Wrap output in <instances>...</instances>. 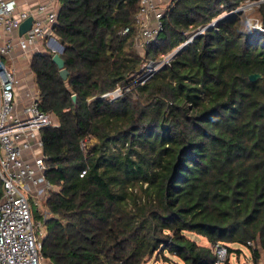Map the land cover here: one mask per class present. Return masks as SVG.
<instances>
[{"label":"trees","instance_id":"obj_1","mask_svg":"<svg viewBox=\"0 0 264 264\" xmlns=\"http://www.w3.org/2000/svg\"><path fill=\"white\" fill-rule=\"evenodd\" d=\"M140 1L60 0L55 31L67 79L55 52L33 54L40 106L58 122L41 133L46 175L57 187L46 214L34 212L45 227L43 257L50 264H145L156 254L170 259L168 252L184 264H213L212 246L186 233L193 231L225 243L230 254L243 251L234 243L248 246L260 264L264 31H252L246 14L227 15L139 83L146 59L244 0H173L144 57L135 46ZM253 73L262 77L252 80ZM117 86L129 89L102 97ZM89 134L85 154L81 141ZM224 264H232L229 257Z\"/></svg>","mask_w":264,"mask_h":264},{"label":"built area","instance_id":"obj_2","mask_svg":"<svg viewBox=\"0 0 264 264\" xmlns=\"http://www.w3.org/2000/svg\"><path fill=\"white\" fill-rule=\"evenodd\" d=\"M173 0H141L137 14L139 25L136 48H146L164 30L163 17ZM264 0H244L230 12L224 11L210 24L201 27L182 44L175 47L169 58L159 64L143 68L137 78L145 82L158 69L169 64L177 50L193 42L196 35L216 25L217 21L235 13L246 14ZM60 0H45L34 7L22 5L19 0H0V264H45L42 254V222L34 218L33 206L40 207L57 187L46 175L47 162L44 154L42 129L58 125L53 113L40 106L39 90L35 81H25L13 64L19 57H32L36 52L54 49L60 45L55 25L58 20ZM247 16V25L252 31H264V19L252 20ZM33 17L32 26L20 34L21 24ZM129 27L122 30L126 34ZM26 86L23 90L22 87ZM129 86H117L102 97L116 99ZM92 134L81 141L85 154L88 152ZM87 169L80 173L83 176ZM41 232V235L39 234ZM253 245L254 242L249 241ZM216 256L213 264H224L230 256L228 245L223 242L212 244Z\"/></svg>","mask_w":264,"mask_h":264},{"label":"rangeland","instance_id":"obj_3","mask_svg":"<svg viewBox=\"0 0 264 264\" xmlns=\"http://www.w3.org/2000/svg\"><path fill=\"white\" fill-rule=\"evenodd\" d=\"M260 7L259 5L251 8L248 12H246V15H248V17H250L252 20H257V21H262L263 20V16L261 14L260 11ZM59 40V39H58ZM56 45L58 44H54V49H50L48 48L47 50H52L53 52H57L58 49L56 48ZM138 52L141 56H145L146 53V48H142L141 46H138ZM174 50V49H173ZM173 50H170L168 52L165 53H161L160 56L156 59H146L144 64H143V68L145 70L148 69V66H150L151 64H153V66L155 64H159L160 62H164L166 61L169 56L171 55V53L173 52ZM33 57V55H32ZM32 57L30 59H25L23 60L22 58L19 59L18 61L14 62V64L11 61H7V64L9 65V67H13V65H15L18 74L24 75L27 72H30V70H32L31 68V61H32ZM31 68V69H30ZM35 77L34 73H29L27 77L32 78ZM54 120L57 121V118L55 115H53ZM45 202V201H44ZM43 201L40 202V207H38L37 205L33 206V211H37L39 210L40 213L42 214H46L47 211V206L44 204ZM37 220V219H35ZM38 221V220H37ZM42 227H41V231H42V235L45 233V227L44 224L42 223ZM187 235L193 239H195L198 243L200 244H204V245H208V246H212L211 243H209L208 239L206 236H203L201 234H198L196 232L193 231H187L186 232ZM39 234L41 235V232H39ZM231 246H233L235 249L236 248H241L243 251L241 253H237L236 251L231 253L229 258L231 260L232 264H255L254 260H253V255L251 252V249L248 246L245 245H241L239 243H234ZM165 254H167V256L170 257V259H166L163 255H154L152 258H150L145 264H184V262L180 259L177 258V256H175V254L173 253H168L166 252ZM45 264H50L48 260L44 259ZM260 264H264V251H262V256L260 258Z\"/></svg>","mask_w":264,"mask_h":264},{"label":"water","instance_id":"obj_4","mask_svg":"<svg viewBox=\"0 0 264 264\" xmlns=\"http://www.w3.org/2000/svg\"><path fill=\"white\" fill-rule=\"evenodd\" d=\"M33 23V17H29L28 19H26L20 27V34H24L26 31H28L30 29V27L32 26ZM65 46L63 42H60L59 45V50L53 55V61L59 66L60 68V73L62 75L63 78L67 79L68 78V74L69 71L66 67V62L65 59L62 57V52L64 50ZM183 46L179 47V49L177 50V52L182 49ZM262 77L261 73H253L251 74L250 78L252 80H257L258 78ZM78 95L74 94L73 95V99L75 100V102L77 101Z\"/></svg>","mask_w":264,"mask_h":264},{"label":"crops","instance_id":"obj_5","mask_svg":"<svg viewBox=\"0 0 264 264\" xmlns=\"http://www.w3.org/2000/svg\"><path fill=\"white\" fill-rule=\"evenodd\" d=\"M42 1H45V0H19V2L22 4V5H24V6H28V7H34V6H36L37 4H39V2H42ZM56 48L59 50V45H56ZM41 52H47V50L46 51H44V50H42ZM23 59V60H27V59H30L31 57H28V58H26V57H19L16 61H18L19 59ZM31 69V68H30ZM29 73H34L32 70H30V72H27L26 74H24V75H21V76H23L24 77V79H25V81H31L32 82V84H33V80L35 81V77L33 76L32 78H30L29 79V77H27L28 76V74ZM34 84H36V81H35V83ZM26 88V86H24V87H22L20 90H24ZM36 88H37V85H36Z\"/></svg>","mask_w":264,"mask_h":264}]
</instances>
